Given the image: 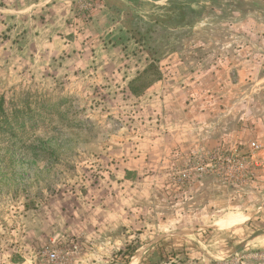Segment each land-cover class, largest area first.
<instances>
[{"label": "rangeland", "instance_id": "374dc122", "mask_svg": "<svg viewBox=\"0 0 264 264\" xmlns=\"http://www.w3.org/2000/svg\"><path fill=\"white\" fill-rule=\"evenodd\" d=\"M0 114V264H264V0H0Z\"/></svg>", "mask_w": 264, "mask_h": 264}, {"label": "trees", "instance_id": "16d2710c", "mask_svg": "<svg viewBox=\"0 0 264 264\" xmlns=\"http://www.w3.org/2000/svg\"><path fill=\"white\" fill-rule=\"evenodd\" d=\"M148 69H149V67L145 68V69L142 71V73L139 75V77H140L141 75H143L144 73H146ZM139 77H138V79H139ZM135 79H136V78H135ZM131 85H132V83H131ZM131 91H132L133 93H136V89H135L134 87H131ZM1 111H2V110H1ZM1 115H2V114H0V116H1ZM2 121H6V117H4L3 119H1V120H0V123H1Z\"/></svg>", "mask_w": 264, "mask_h": 264}]
</instances>
